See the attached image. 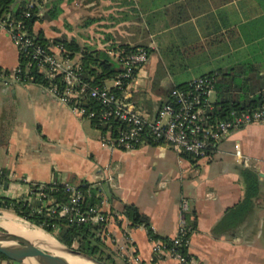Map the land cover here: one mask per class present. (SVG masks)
Here are the masks:
<instances>
[{
  "label": "crops",
  "instance_id": "crops-1",
  "mask_svg": "<svg viewBox=\"0 0 264 264\" xmlns=\"http://www.w3.org/2000/svg\"><path fill=\"white\" fill-rule=\"evenodd\" d=\"M60 8L56 19L35 22L33 33L42 31L49 42L65 38L80 49L106 51L114 62L122 46L147 52L122 101L148 121L168 101L173 84L203 75L218 80L217 73L236 66L238 23L261 12L255 0H61ZM70 61L79 62L80 54ZM19 64L0 20V68ZM109 136L40 84L0 82V171L7 177L6 196L18 194L22 178L36 184L87 183L106 218L104 243L124 264L178 263L153 253V240L145 228L130 226L123 207L135 206L156 235L172 239L185 199V220L192 229L187 253L196 264H264V125L235 129L206 159L192 161L166 144L146 142L132 151L102 146L101 139ZM235 145L249 167L234 158ZM243 168L257 177L256 193L245 203ZM0 264L11 263L0 258Z\"/></svg>",
  "mask_w": 264,
  "mask_h": 264
},
{
  "label": "built area",
  "instance_id": "built-area-1",
  "mask_svg": "<svg viewBox=\"0 0 264 264\" xmlns=\"http://www.w3.org/2000/svg\"><path fill=\"white\" fill-rule=\"evenodd\" d=\"M37 1H28L24 17H30V10L37 5ZM6 29L19 55L27 58L30 66L33 65L37 73L48 81L45 88L76 115L87 119L93 116V113H87L84 108L77 107L78 101L86 95L109 108L102 114V120L108 121L113 118L121 126L115 138L109 136L101 139V145L104 147L132 151L144 144L146 136H149L156 144L168 145L180 157L187 154L195 160H204L217 143L231 131L247 125H264V106L254 111H232L226 118L218 119L214 115L217 80L213 75L198 77L185 89H172L168 101L158 109L154 119L148 121L132 106L125 105L122 99L116 98L111 90H122V93H125L128 84L134 80L148 59L144 49L114 58L120 63L122 71L112 81L111 86L90 87L81 79L79 62L72 63L62 45L41 46L35 43L21 23L10 22ZM29 64L26 67L18 65L11 70L0 68V82L4 85L24 83L27 79L25 74L30 71ZM59 76L61 90L55 82ZM234 158L243 167L250 166L249 159L242 154L238 145L234 146ZM4 176L6 177L0 171L2 196H6L2 182ZM56 183L63 185V193L67 198L63 203L54 204L53 198L44 192L45 187L42 184L29 183L24 178L19 179L22 189L13 198L23 200L32 198L37 201L39 206L36 213L42 212L48 220H64L69 225L100 226L105 223L106 218L100 207L85 203L86 198L91 195V187L82 189L80 185L69 182L50 184ZM187 211L188 202L183 199L180 203L178 232L172 238L175 244L182 243V238L187 232L185 220ZM52 228L57 232L58 228L55 225H52ZM184 245L186 246L187 242ZM152 251L163 258L174 259L178 264H196L192 257L186 259L159 241H153Z\"/></svg>",
  "mask_w": 264,
  "mask_h": 264
},
{
  "label": "trees",
  "instance_id": "trees-1",
  "mask_svg": "<svg viewBox=\"0 0 264 264\" xmlns=\"http://www.w3.org/2000/svg\"><path fill=\"white\" fill-rule=\"evenodd\" d=\"M29 0H0V20L7 24L10 22L21 23L33 41L41 46L62 45L64 52L69 59H72L76 54H80L81 79L88 83L90 87H102L107 82L113 81L121 73V65L119 62H114L109 57L106 51L94 49H80L74 41H68L65 38L53 39L51 42L46 40L43 32L33 33V25L39 21H52L56 19L61 11V0L52 1L48 4H43L41 0L37 1V5L30 10V17H24L27 11L26 4ZM261 12L249 19L246 18L238 23L237 37V59L236 66L227 69L225 72L217 73L216 84V102L214 115L218 119L226 118L232 111H254L264 106V0H255ZM44 8L45 11L39 16V12ZM139 50L138 47L129 48L122 46L118 48L119 55L125 56ZM29 60L20 56V66L26 67ZM32 64V63H31ZM30 66V64H29ZM29 73H26V80L40 84L44 87L48 86V81L31 65ZM213 74V73H211ZM204 76V75H203ZM61 77L55 81L60 90ZM188 83H175L168 92L172 89H185ZM116 98L122 99V90L111 89ZM77 107L84 108L87 113H93V116L88 119L91 124L101 132H110L111 137L115 138L120 130L121 124L116 119L102 120V114L109 108L101 105L97 100L91 99L89 96H83L77 103ZM87 119L86 117H84ZM156 144L149 136H146L144 143ZM137 146L135 149H137ZM187 160L192 161L193 157L184 154ZM246 185V195L244 203L250 197L254 196L257 190V177L250 169L243 168L241 170ZM2 182L7 183V177H2ZM45 187V193L54 200V204L63 203L66 201V195L63 193V185L42 184ZM82 189L91 187L87 183L80 184ZM90 197L86 198L85 203L89 206H98L99 198L96 197V192L91 188ZM38 202L32 198L23 200L0 195V209L9 211L27 221L28 223L40 227L45 232L51 234L60 244L68 248L75 247L76 250L86 255L92 256L104 264H115L114 254L107 248L103 237L100 235L103 231V224L100 226L81 224L69 225L64 220H48L44 214L36 213ZM122 215L129 221L130 226L145 228L150 240L159 241L167 248H172L189 258L187 253V245L184 243L189 240L191 227L186 221L187 232L182 238V243L175 244L170 238H162L156 235L151 229L147 218L140 214L137 208L133 205H125L122 210ZM52 225H55L58 230L53 231ZM190 228V229H189ZM163 258L161 256H158ZM1 259H7L0 255Z\"/></svg>",
  "mask_w": 264,
  "mask_h": 264
},
{
  "label": "water",
  "instance_id": "water-1",
  "mask_svg": "<svg viewBox=\"0 0 264 264\" xmlns=\"http://www.w3.org/2000/svg\"><path fill=\"white\" fill-rule=\"evenodd\" d=\"M28 224L30 227L41 229ZM46 234L56 241V245L48 242L47 245H39L32 237L10 232L0 224V255L17 264H63L55 258V254L76 258L81 261V264H104L73 247L63 246L51 234L47 232Z\"/></svg>",
  "mask_w": 264,
  "mask_h": 264
},
{
  "label": "bare ground",
  "instance_id": "bare-ground-1",
  "mask_svg": "<svg viewBox=\"0 0 264 264\" xmlns=\"http://www.w3.org/2000/svg\"><path fill=\"white\" fill-rule=\"evenodd\" d=\"M1 223L8 231L32 237L35 243L39 245H47V242L56 245V241L52 239V237H49V235H47L45 231L30 227L28 223H25L22 220L17 219L11 215L4 214L3 222ZM55 258L63 264H81L80 260L73 257L55 254Z\"/></svg>",
  "mask_w": 264,
  "mask_h": 264
},
{
  "label": "rangeland",
  "instance_id": "rangeland-1",
  "mask_svg": "<svg viewBox=\"0 0 264 264\" xmlns=\"http://www.w3.org/2000/svg\"><path fill=\"white\" fill-rule=\"evenodd\" d=\"M65 24V23H64ZM66 25V24H65ZM64 28V27H63ZM65 29V28H64ZM109 85H110V83H108ZM108 85V86H109ZM4 214H9L8 213V211H3V210H1L0 209V224H2L1 222H3V215ZM14 217H16V218H19L20 220H23V219H21L20 217H17L15 214H14ZM73 248H75V247H73ZM4 260H6V261H8L9 263H11V264H17V263H15V262H12V261H10V260H8V259H4ZM115 264H124L122 261L121 262H116V260H115Z\"/></svg>",
  "mask_w": 264,
  "mask_h": 264
}]
</instances>
